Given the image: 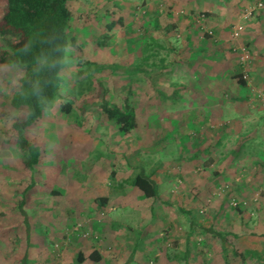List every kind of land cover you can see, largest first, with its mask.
Returning <instances> with one entry per match:
<instances>
[{"label":"crops","instance_id":"0c3cea01","mask_svg":"<svg viewBox=\"0 0 264 264\" xmlns=\"http://www.w3.org/2000/svg\"><path fill=\"white\" fill-rule=\"evenodd\" d=\"M134 1L108 0L97 38L114 42L111 36L119 26L123 36L133 33L132 53L126 41H117L121 55L133 54L124 70L141 64L147 53V69H155L153 43L164 37L169 45L154 80L113 83L116 95L127 88L123 102L130 104L137 127L124 134L103 115L100 129L111 128L108 138L98 123L90 136L76 131L71 144H62L68 154L57 162L62 166L55 184L59 195L32 196L29 245L17 229L20 247L18 253L11 250L17 257L2 251L0 264L229 263L221 241L208 229L227 234L239 254L255 253V260L236 258L233 264H264V213L256 218L263 209L258 193H264V169L258 168L264 167V13L242 20L252 0ZM238 24H245L241 41L253 51L243 83L240 52L231 41ZM99 143L105 144L101 150ZM9 161L5 173L11 171V182L25 175L29 183V170L18 171L15 163L7 168ZM139 169L156 183L159 199L137 188H111L112 173L121 182ZM2 176L0 199L16 205L20 195L8 196L20 187L7 186ZM223 186L228 191L218 194ZM180 209L192 212L193 228Z\"/></svg>","mask_w":264,"mask_h":264},{"label":"trees","instance_id":"16d2710c","mask_svg":"<svg viewBox=\"0 0 264 264\" xmlns=\"http://www.w3.org/2000/svg\"><path fill=\"white\" fill-rule=\"evenodd\" d=\"M69 1L0 0V44L7 49L2 55L9 54L12 63L21 74L18 90L9 99V105L14 110L22 112L21 117L3 132V143L14 147L23 156V166L31 173L29 183L24 188L17 189L20 199L14 208L17 209L19 218L13 222L12 227H8L7 232L13 231L12 228L23 230L26 245H29L34 232L32 196L43 192L51 196L59 195L55 184L62 172L60 164L46 168L41 182L35 180L33 172L44 167L41 160V151L44 146L43 129L39 126V122L52 104L64 97L61 92L63 78L60 73L65 67L69 49H76L77 46L75 39L69 37V33L77 27L69 10ZM120 24H122L121 21ZM114 25L107 26V30H112ZM106 39L108 38L102 37L97 40L96 44L101 47L105 45ZM153 45L158 44L153 43ZM146 46L149 49L148 43ZM147 62H149V53L142 58L141 64L124 70L129 81L154 80L152 73L155 71L147 69L149 68ZM90 64L98 66L94 63ZM152 67L154 68L153 65ZM82 74L83 72L79 70L74 76L75 79L79 81ZM240 81L243 83L242 78ZM83 94V90L74 89L71 94L65 96L62 112L69 115L72 111L73 99ZM0 98L6 100L2 93H0ZM101 110L108 119L115 121L119 131L124 134H128L137 127L133 110L127 102L124 103L123 110L104 102L101 104ZM114 177L112 173L111 188L115 191L124 192L127 187L137 188L147 198L159 199L158 186L145 174L143 169L135 171L130 178L121 182H116ZM167 207L171 206L167 205ZM179 211L189 217L191 228H193L195 218L192 212L182 209ZM205 232L221 241L226 261L230 262L236 258H240L242 262L247 259L255 260V253L239 254L228 240L227 234L213 229ZM231 237L236 238L234 235ZM10 244L7 239L1 241L0 252L8 250ZM97 259L93 258L95 261Z\"/></svg>","mask_w":264,"mask_h":264},{"label":"rangeland","instance_id":"374dc122","mask_svg":"<svg viewBox=\"0 0 264 264\" xmlns=\"http://www.w3.org/2000/svg\"><path fill=\"white\" fill-rule=\"evenodd\" d=\"M110 1L113 0H109V2ZM128 1L130 3L129 5H133V3H135L134 0ZM109 2L108 0L69 1V10L71 12L73 21L77 26L73 32L69 33V37L75 39L77 46L76 49H69L70 52L67 55L68 59L65 60V67L60 73L63 78L61 92L64 97L57 99L52 104L51 108L43 114V117L39 122V126L43 129L42 141L44 142V146L42 147L41 151V160L44 163V167L41 169H36L33 172V177L37 182H40L43 179L46 168L53 166L58 162L59 159H61V154H68L67 150L64 149V145L62 144H71L74 141L76 131L82 133L83 137H87L88 135L90 136V132L92 130L95 132L93 127H96L98 123H101L100 126L105 123V117L101 112L102 103L107 102L109 106H116V103H118L119 106H124L123 98L126 96L125 92L127 88L123 90L122 95L121 90L120 95H116L119 93V90L113 85V83L115 81L129 80L127 76L123 74L124 69L121 68V66L131 63L133 59L131 56L133 54L130 55L126 53L121 55V43L118 44L117 41L118 39H120L121 42L126 41V50L129 46L130 49H128V53H132L134 50L133 44L135 37L133 36V33H130L127 37L123 36V26H119V28L115 29L116 32L111 36L115 39L114 42L111 38H109L105 40V45L101 47L96 44L97 40L102 38V36L101 38H97V35H100L104 29V22L102 21V18L105 11V5ZM113 5L114 4L111 2L110 8ZM121 11L123 10L121 9ZM158 45H160V47H158ZM158 45L153 47L154 50L152 52L154 57L151 61L154 62V71L156 70L157 66L162 65L161 60L165 59V56H167L165 50L169 48V45L167 44L164 37H159ZM4 51H7V49L3 44H0V93L6 97V100L0 98V174L3 175V179L6 180L5 182L7 186L14 188L17 186L21 188L28 183L27 177H25V175L24 177L23 175H20L21 177H18L19 181L17 183H13L11 182V178L9 176L11 171H8V175L5 173V169L6 160H12V162H7L9 163L7 168H11L12 164L15 163L14 168H17L18 171H21L24 168V158L14 147L6 146L3 143L2 137L3 132H5L11 126V124L22 115V112L14 110L9 105V99L18 90L21 74L12 63L9 54L2 55ZM90 63H94L98 66H92ZM79 70H81L83 74L80 75V80L77 81L74 76ZM112 88H114V90L110 92ZM74 89H81L84 91V94L73 99L74 102L72 111L69 115H67L62 112L61 108L65 103V96L71 94ZM100 126L98 127L99 129L103 128V126ZM108 127L111 126L108 125ZM35 129H37V127ZM110 129L111 128L105 129V127L104 130L102 129L103 137L105 135V130H108L107 138L109 137ZM102 130L100 129L99 132H102ZM106 141H108V139H106ZM102 142L104 143V141ZM110 142L109 146L112 145ZM104 146L105 144L99 143L98 148L101 150V148ZM90 157L94 158L93 155ZM248 167L249 166L247 165L245 169ZM258 168H262V170L264 169L262 164ZM81 169L85 171L86 167L81 165ZM256 174L258 176L257 171ZM16 176L17 173H14V177ZM11 195H13L12 199L19 198V194L17 192L14 194L11 193L8 197H11ZM258 195L261 198L259 200L260 202L258 207L263 209L259 215L256 216L255 214L257 219L262 213H264V193L259 192ZM8 203L9 202L6 203L0 199V242L7 239L10 241V243H14V245L17 244V247L10 245L8 250L5 251H8L7 253L12 255L11 258H16L17 256L15 252L18 253V248L20 247V240L18 239L16 232L17 229L13 228L15 231L13 233L14 235H12V233L7 232L9 231L7 228L12 227L13 222H16L19 216L17 210L14 208L15 204ZM5 232H7V235H5ZM12 249H14L15 252L13 251V253H11ZM227 264H233V261H230Z\"/></svg>","mask_w":264,"mask_h":264},{"label":"built area","instance_id":"2783aa9c","mask_svg":"<svg viewBox=\"0 0 264 264\" xmlns=\"http://www.w3.org/2000/svg\"><path fill=\"white\" fill-rule=\"evenodd\" d=\"M264 13V0H252V5L246 10V12L242 15V20H249L256 14ZM245 24H238L233 27L231 33V41L236 43V47L240 52V64L242 67V75L241 78L243 80H247L249 77V69L253 60V52L250 44L244 43L241 41V36L245 31ZM264 176V171H263ZM228 186L218 187L217 193L228 191ZM233 207H236L237 203H231Z\"/></svg>","mask_w":264,"mask_h":264}]
</instances>
